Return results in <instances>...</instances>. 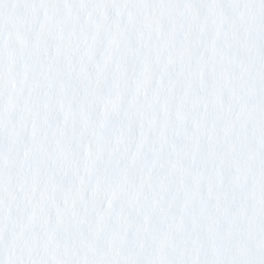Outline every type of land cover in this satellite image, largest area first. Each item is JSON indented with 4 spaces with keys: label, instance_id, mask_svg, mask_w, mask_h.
Instances as JSON below:
<instances>
[{
    "label": "snow or ice",
    "instance_id": "6c2138e0",
    "mask_svg": "<svg viewBox=\"0 0 264 264\" xmlns=\"http://www.w3.org/2000/svg\"><path fill=\"white\" fill-rule=\"evenodd\" d=\"M0 264H264V0H0Z\"/></svg>",
    "mask_w": 264,
    "mask_h": 264
}]
</instances>
